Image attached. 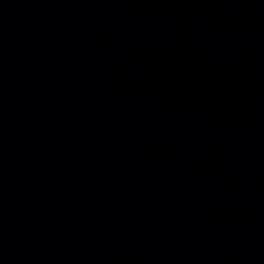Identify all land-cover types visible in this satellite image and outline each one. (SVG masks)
Listing matches in <instances>:
<instances>
[{
	"label": "water",
	"instance_id": "water-1",
	"mask_svg": "<svg viewBox=\"0 0 264 264\" xmlns=\"http://www.w3.org/2000/svg\"><path fill=\"white\" fill-rule=\"evenodd\" d=\"M0 264H264V0H0Z\"/></svg>",
	"mask_w": 264,
	"mask_h": 264
}]
</instances>
